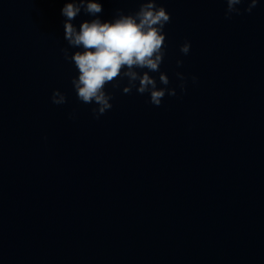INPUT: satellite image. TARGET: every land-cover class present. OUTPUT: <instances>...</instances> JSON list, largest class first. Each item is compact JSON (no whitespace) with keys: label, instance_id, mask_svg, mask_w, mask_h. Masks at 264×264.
<instances>
[{"label":"clouds","instance_id":"obj_1","mask_svg":"<svg viewBox=\"0 0 264 264\" xmlns=\"http://www.w3.org/2000/svg\"><path fill=\"white\" fill-rule=\"evenodd\" d=\"M227 4L225 17L242 14L237 7L247 3L244 12L251 13L259 0H224ZM139 8L134 13L125 14L117 9L112 21L102 22L98 14L103 11L102 4L96 0H67L61 10L66 18L64 21V39L70 48L78 49L71 55L69 48H62L64 59L74 63L78 76L71 79L77 99L91 108L95 119L111 110L114 96L107 91L108 85L113 89L121 88L123 94H149V103L159 107L165 95L176 96L175 87H168L169 77L160 71V66L166 55L165 26L171 22L168 11L158 4V0H139ZM83 10L86 14L96 17L91 21H83L79 28L72 21ZM191 44L185 41L180 46V52L189 54ZM183 65L177 60V66ZM150 73H159L157 79ZM180 81L181 92L186 91L187 77L182 72L176 73ZM193 83L197 78L193 76ZM51 101L55 105L67 103V97L59 89L53 90Z\"/></svg>","mask_w":264,"mask_h":264}]
</instances>
